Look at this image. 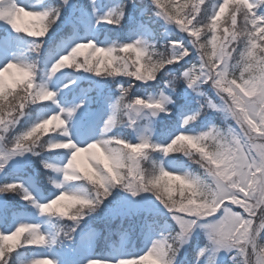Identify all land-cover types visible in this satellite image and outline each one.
<instances>
[{"label": "clouds", "instance_id": "obj_1", "mask_svg": "<svg viewBox=\"0 0 264 264\" xmlns=\"http://www.w3.org/2000/svg\"><path fill=\"white\" fill-rule=\"evenodd\" d=\"M129 2L136 7V0ZM69 5L70 0H60L55 7L25 11L6 0L0 3V19H7L16 32L31 37L32 51L39 56L44 41ZM149 5L152 15L168 29L186 34L192 50L183 40L161 44L137 38L109 47L89 40L75 44L52 63L47 70L49 81L63 69L95 77L106 73L104 78L113 80L126 78L127 86L116 84L124 99L120 111L112 109L104 121L99 138L86 146L55 138L63 137L68 129L66 119L56 114L18 136L32 140L25 153H67L62 167L44 164L51 172L62 174V181L50 182L53 188L64 190L39 210L41 216L67 223L51 236L29 226L17 229L10 238H0V260L4 264H8L5 256L10 258L18 249H45L72 241L82 223L97 214L117 188L134 197L151 194L179 230L156 239L142 256L114 264H179L181 252L198 231L205 233L209 245L196 254L195 264H220L221 253L228 257L229 264H264V0H186L183 15L180 7L173 11L175 0H168V11L180 16L175 21L162 15L157 0H149ZM128 6L125 3L118 15L105 16L103 21L121 28ZM193 53L199 67L193 64L177 75L175 66ZM19 64L10 62L0 69V82L5 75L19 76L15 83L32 87L40 72L39 61L24 64L26 68ZM193 68L195 73L186 79ZM161 77L164 87L155 96L145 99L133 95L138 84H156ZM181 84L195 95L197 108L191 114L181 113V130L162 143L155 139L157 123L173 116V97ZM19 99L25 100V96ZM15 105L13 101V108ZM24 115L22 111L18 121ZM209 116L218 118L219 123L213 122L207 131L195 134L190 130ZM50 131L57 134L49 136ZM125 132L131 133L136 142L126 138ZM45 136L53 139L46 140ZM8 148L0 151L7 154ZM82 160L87 161V168ZM30 264H45V260L34 259ZM88 264L112 262L91 260Z\"/></svg>", "mask_w": 264, "mask_h": 264}, {"label": "rangeland", "instance_id": "obj_2", "mask_svg": "<svg viewBox=\"0 0 264 264\" xmlns=\"http://www.w3.org/2000/svg\"><path fill=\"white\" fill-rule=\"evenodd\" d=\"M70 1V10L72 11L71 17L76 14L77 18L82 22V29H79V31H74V35L64 39V41L61 43L62 45H58L56 50L53 52L43 51L40 52L39 56H37L33 51H31L34 43L32 38L26 36V33L18 34L6 23L0 22V28L4 29L6 32L5 38L0 41V69H2L10 62L28 64L33 60H38L40 72L37 75L36 82L38 85L46 86L50 90L58 93L57 101L59 107H57V105L51 104V101H43V103H46L47 106L40 108V113L36 118V123L52 114L58 113L61 108L65 109V111L76 109V114L73 117L68 118L65 115V119L68 123V129L71 135V139L75 141L78 146L83 147L93 140L99 138L100 128L103 127L104 121L107 120L110 112L112 111L113 106L116 103V97L111 94H104L106 85L100 82L98 77H95L92 74L84 72H74L71 69H63L61 73H57V76L49 81L47 77V70L51 67L52 63H54L55 60L59 59L60 55L66 54L77 43H86L89 40H95L98 46L109 47L114 46V44L130 43L137 38L144 39L149 43L156 41L153 40L154 37L152 29L149 26L138 22V20H136L133 15H131L129 19H131V22H135L137 26L134 29H130V31L127 33L126 41L120 42L112 40L107 35H103V32H101V30L106 29V27L108 26L104 21L101 20L109 13H116L119 11V6L121 5L120 0H79L78 4L80 9H82L83 7H90L91 11H93L90 14L84 11H77V9L74 7L75 3L72 4V0ZM16 3L31 11H42L45 10V8L53 7V4L52 2H50V0H43L42 3L40 2V0H16ZM52 33H49V36L47 37L45 42L51 43L55 39L61 38L60 34ZM83 58L84 54L80 56L81 60H83ZM5 79L7 84L6 89H8L10 85L15 84L14 79L19 80L20 77L16 76L15 78H13L6 75ZM72 81L75 82L71 83V86L69 88L64 87V85L69 84ZM92 84L98 85L96 96L92 94L93 90H91V88L89 87ZM157 93H152V95L150 96H155ZM148 97L149 96H144L142 98L147 99ZM80 104H83V107H78V105ZM206 123L207 124L200 129L191 128L190 130L194 134L202 131H207L212 123ZM179 130L181 129H179L178 126V128L172 134L167 136L164 141H158L167 143L171 136L177 134ZM156 137L155 139H157ZM55 138L61 140L67 139L65 137ZM51 139H53V137ZM128 139H130L132 142H136V138L131 133ZM0 148H4L2 144H0ZM66 161L67 153L59 152L58 155L53 159V161H49V164H55L62 167L63 164L66 163ZM29 162L30 156L27 153H24L23 155H18L12 158V160L8 163V166L19 170L21 166H23V164H28ZM184 163L187 162L184 161ZM82 166L86 168L88 167L86 160H82ZM48 173H51V175L47 183L50 186L49 192L47 194L43 191V189L34 185L32 181L27 180V182L24 183L26 190L34 195L36 201L41 204L47 203L49 200L58 195L60 191L64 190L53 188L52 183L50 182L51 179L62 181V174L53 173L50 170ZM65 187H76V185H66ZM118 195H120L121 198L117 202H115L117 213L125 215L124 212L127 211L128 213L132 209L134 210V207L132 208L131 206H127L126 208L124 207L126 198H129L131 202H136V200L130 198V193H128L127 195L125 193ZM147 199L151 203V206L147 208V211L152 210L154 212V210H157L158 207L163 208L162 205H160L159 202L156 201L151 194H145L143 199L144 202L138 204L137 209L139 212L142 209H146V207H148L146 205ZM29 205L32 206L31 203H29ZM12 218L13 221L11 223H6L5 219L0 217V232L8 234L14 231L20 224L28 223L39 225L41 227V231L47 235H54V229L52 227L50 217L41 216L38 209H36L35 207L34 211H32V214L29 216L17 214ZM171 220L165 221V223L162 224L158 229L150 225L149 229L147 230V234L144 237L142 245L131 243L130 238L126 236V238L119 241L118 246L112 247V252L107 254L105 257H101L95 252V243L97 239L95 234L92 233V231L84 229V231L79 234V240L74 244L76 248L72 252H67L64 255L63 253L60 254L55 246L45 249H39L38 251H35L29 259L21 260L20 264H30V261L38 258L50 259L54 262V264H88V262L91 260H105L114 264L115 261L120 259L136 258L145 254L152 246V243L156 239L161 238L162 235H167L168 232L172 231L173 229H175L176 231L179 230L178 226ZM194 245V249L197 251V253L201 249L208 248L209 241L204 232L198 231L197 234L192 238L191 244L186 246L185 249L181 252L179 263L180 259H188L190 247ZM227 261L228 257L225 254L221 253L220 264H228Z\"/></svg>", "mask_w": 264, "mask_h": 264}, {"label": "trees", "instance_id": "obj_3", "mask_svg": "<svg viewBox=\"0 0 264 264\" xmlns=\"http://www.w3.org/2000/svg\"><path fill=\"white\" fill-rule=\"evenodd\" d=\"M120 1L121 5L119 6V11L125 3L129 4L128 8L126 9V15L123 25L121 28H115L114 25H107L108 27H106V29L101 30L104 36L107 35L112 40L124 42L127 33L130 31V29H134L136 27V23H133V21L131 22V19H129L130 16L133 15L136 20L139 19L142 23L152 29L154 37L153 40L158 41L161 44L166 43L168 40H183L185 46L188 47L190 51L192 50L191 45L188 42V38L185 37L186 34H181L174 28L168 29V27H166L162 20H157L152 15V8L149 5V0H136V7H132L129 0ZM50 2H52L53 7H55L59 5L60 0H50ZM175 2L177 5H182L186 3V0H175ZM205 2L207 3V0H205ZM74 3L76 4L74 6L76 9L80 8L78 4L79 0H72V4ZM164 3L167 4L168 0H164ZM71 13L72 11L70 10V5L64 8L61 13L59 22L50 33H58L60 34V37L62 39L70 34H73L72 32L75 29V26L78 25L79 21L76 19L75 15L71 17ZM181 15H183V13H181ZM1 35L2 34L0 32V37ZM56 41L57 40L51 43L44 41V48L41 50V52L53 51L55 49V46L57 45ZM193 64H196V66L199 67L198 59L195 53H193V55L189 57L186 62H182L180 65L175 66L174 71L177 75H179L180 72H182L186 68H190ZM106 75L107 74L105 73L101 77H98L100 82L106 85L104 94H111L115 96L117 102L121 93L117 90L116 84L117 82H119L124 83L125 86H127V81L124 80L126 78L113 77L114 79H116L113 80L110 78H104V76ZM163 79L164 77H161L156 84H138L137 88L133 92V95L138 97H144L150 96L152 95V93L159 92V90L164 87ZM97 86L98 85L95 84L89 86L91 90H93L92 94L95 96L97 95ZM205 90L209 92L210 96L215 98L214 94L209 89L205 88ZM5 95L6 99L4 101V104L6 107L10 106L13 101L16 102L17 106L22 102L26 104V107L24 109L25 115L18 121V123L10 127L7 132H4L2 129H0V136L5 137L3 141H0V144H2L3 147L9 146L10 148H12L15 146V139L21 133L27 131L36 123V118L40 113L41 105L40 101H37L35 104H32L28 101L19 99L20 97L27 95V93L25 92V84L5 89ZM173 98L176 100V104L173 106V116L170 118H164L162 121L157 123V140L164 141L167 136H169L172 132L177 129V117L174 115V113L181 114L185 112H194V110L197 108V105L195 103V95L189 89H187L185 84H181L179 86V90ZM5 115L7 114L5 113ZM125 119H127V117H125ZM208 119L211 120L212 123H219L218 118H216L215 116H209L208 118L201 121V125L203 124L202 122H205ZM201 125L197 124L195 125V127H201ZM51 132L52 131L49 132V136L52 135ZM124 136L126 138H129L130 133L125 132ZM43 138L46 140L51 139V137L48 136H45ZM35 151L40 152V149H36ZM27 154L30 156V162L28 164H23V166H21L19 170L7 166L5 170L0 173V187L9 183H21L24 185L27 180H32L34 185L43 189V191L47 194L50 189V186L47 184L48 180L50 179V173H48V169L44 167V164L48 163L49 161H52L57 154L54 152H44L40 155H34L31 152ZM176 159L183 161L182 157H177ZM124 193L126 195L128 194V192H125L120 188L115 189L112 193V196L107 201H105L100 211L97 214L90 216L88 219H86L78 229H87L92 232H96L98 236L96 246L97 251L99 253L104 252L105 249L107 250V245L109 243L115 242L116 239H119L122 236H125L126 234L131 235L130 237L132 241L140 242L147 234L146 232L149 225H153V227L158 229L162 224L165 223V221L171 220L170 215L167 214L164 208L158 207V209L154 210V212L152 210L147 211V208L151 206V203L148 199L146 202V205L148 207H146V209H142L140 212L138 211V204L144 202L143 199L145 194L147 193H143L135 197L130 195V198L136 200V202H131L129 198H126L124 207L126 208L127 206H131L132 208L134 207V210L132 209L128 213L127 211L124 212L125 215L117 213L115 202H117L121 198V196L118 194ZM21 196L22 193H18L16 191L0 193V203L2 202L0 204V209H3V214H1L0 212V215L4 219H6V221H9L14 214H19L20 212L25 214V212L28 213L31 210L30 207H26L27 202L22 200ZM50 221L52 223L54 232H56L62 226V224L67 223L59 221L56 218H50ZM76 234L77 233H75V235ZM67 242L69 241L65 240L62 244L57 245V248H60L61 250H63V247L68 248ZM195 245L190 247L188 259H183L181 261V264H195V256L197 254V251L194 249ZM32 252L33 249L31 248H21L18 249L17 252L12 253L10 258L6 259L8 260V264H19L20 260L29 258ZM227 262L229 264V261Z\"/></svg>", "mask_w": 264, "mask_h": 264}, {"label": "snow or ice", "instance_id": "obj_4", "mask_svg": "<svg viewBox=\"0 0 264 264\" xmlns=\"http://www.w3.org/2000/svg\"><path fill=\"white\" fill-rule=\"evenodd\" d=\"M4 2H6V0H0V3H4ZM12 3H13V6L15 8L23 7V6H20L18 3H16V0H12ZM184 4L177 5L175 2L173 11H175V9L177 7H180L181 13H182V6ZM157 5L162 9V15H164L165 18L170 19L172 21L180 19V16L173 15L172 13H170L168 11V5L164 3V0H157ZM25 11H31V10H28L25 8ZM118 14H119V12L109 13L106 16L107 17H115ZM103 18L101 21H103ZM101 21H99V22H101ZM0 22L6 23L7 25H9L12 28V25L8 22L7 19H0ZM17 23L19 24V21H17ZM16 33L20 34L23 32H16ZM31 51H32V49H31ZM97 55L99 56L101 54L97 53ZM11 63L17 64L16 62H11ZM19 66L21 68L27 67L24 64H19ZM195 71H196V69L193 68L192 72L189 73L188 75H186V79L190 80V76L193 75L195 73ZM5 77H6V75L3 77L2 82H0V129H2L4 132H7L10 127H12L16 123H18L17 118L20 116L21 112L24 111L26 104L22 102L18 106L15 105L14 108H13V103L10 106H7V107L5 106V104H4V101L6 99L5 89L7 87ZM21 83H23V82H21ZM16 84H20V83H16ZM193 86L195 87V85H193ZM25 92L27 93V95H25L24 101H28L32 104H35L37 101H51V104L57 105V107H59V104L57 101L58 93L53 91V90H50L48 87H45L43 85H38L37 82H35L32 87H25ZM48 92H54L55 96H47L46 93H48ZM41 97H43L42 100L40 99ZM123 99H124V97L122 95L120 97V99L115 103V105L113 106L114 112L120 111ZM78 107H83V104L78 105ZM9 109H12V110H9ZM5 113L7 115H5ZM75 114H76V109H71V110L65 111V109H63V108H61L60 111L58 113H56V115H59L61 117V119H65V115L68 118H71ZM63 137L67 138L66 140H72L69 129L64 130V136ZM2 139H3V136H0V140H2ZM73 142L75 143V141H73ZM31 144H32V140H23V139H20L17 137L14 141L15 146L12 148H8L7 154H5L4 151H0V173H2L5 170V168L8 166L9 161H11L12 158H14L18 155H23L28 150V148ZM45 167H50V165L45 164ZM57 171H61V170L57 169ZM12 191L22 193V196H21L22 200H24L25 202L31 203L33 207L38 209V211L40 210V206L42 204L36 201L35 196L32 195L30 192H28L24 188L23 184H21V183H9V184H6V185L0 187V193H7V192H12ZM39 214H40V211H39ZM29 226H33V227L39 228L41 230V227L37 224L23 223V224H20L18 227H16V229L14 231H12L8 234H5L4 232H0V238H10V237H12L13 233L16 232L17 229L26 230ZM8 242H9L8 239H5V243H8ZM6 258H7V255L5 256L4 259L6 260ZM43 259L45 260V264H48V262L50 261V259H47V258H43ZM0 264H4V260H0ZM53 264H54V262H53Z\"/></svg>", "mask_w": 264, "mask_h": 264}]
</instances>
